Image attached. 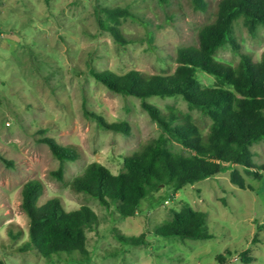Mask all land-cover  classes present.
I'll list each match as a JSON object with an SVG mask.
<instances>
[{
    "label": "rangeland",
    "instance_id": "1",
    "mask_svg": "<svg viewBox=\"0 0 264 264\" xmlns=\"http://www.w3.org/2000/svg\"><path fill=\"white\" fill-rule=\"evenodd\" d=\"M207 9L194 0H0V260L3 264H264V175L238 169L248 185L231 181L233 164L217 175L188 184L175 192H155L166 198L145 199L138 215L121 217L116 206L79 191L73 180L88 164L99 161L118 173L124 155L158 137L163 129L143 108L140 98L113 91L93 71L171 73L177 67L181 46L198 43L200 28L215 19L220 0H205ZM127 7L136 16L122 17L118 38L103 22L105 7ZM233 43L222 46L216 58L233 65L241 53L255 63L264 51V25L256 34L238 19ZM204 85L216 77L201 70ZM164 112L175 106L191 112L204 134L212 119L190 110L181 95L153 96ZM127 121L130 134L98 123ZM54 137L79 152L65 163L45 137ZM254 164L264 163V140L252 146ZM38 179L42 204L59 196L67 209L93 207L99 220L87 229L89 257L77 252L51 258L23 250L29 238V216L23 210L22 190ZM167 190V191H166ZM169 200V202H166ZM185 202L207 213L204 231L211 237L183 238L157 235L156 227L173 217ZM144 237L141 244L134 243Z\"/></svg>",
    "mask_w": 264,
    "mask_h": 264
},
{
    "label": "trees",
    "instance_id": "2",
    "mask_svg": "<svg viewBox=\"0 0 264 264\" xmlns=\"http://www.w3.org/2000/svg\"><path fill=\"white\" fill-rule=\"evenodd\" d=\"M194 2L196 7L207 9L205 0ZM105 10L107 21L103 24L123 39L118 27L121 18L136 14L122 6ZM241 18L248 30L256 34L259 26L264 25V0H220L215 19L200 28L198 43L177 50V67L171 73L137 69L120 74L112 70L93 71L113 91L140 98L143 108L163 132L132 154L124 155V166L118 173L99 161L91 162L73 180L76 189L99 199L108 208L115 205L125 218L138 215L145 199L155 203L167 197L166 192L155 195L157 190L171 187L178 192L188 184L219 174L227 163L234 165L231 181L241 187L253 186L247 184L239 165L247 174L263 177L264 163L254 164L252 146L264 140V51L255 63L245 52L237 65L216 58L218 50L228 43L239 49L234 26ZM199 70L214 75L215 84L204 85L197 75ZM176 95L183 96L190 110L198 109L212 119L208 133L202 132L191 112L175 106L164 112L149 100L153 96ZM93 115L100 125L125 134L131 132L127 121L109 122L99 113ZM44 141L61 160L60 169L53 173L63 178L65 163L76 160L79 152L51 136ZM42 190L38 179L28 180L23 187L21 206L30 222L29 238L22 249H36L48 258L66 252L89 257L87 229L99 220L96 210L88 204L69 210L59 196L39 204ZM206 221L205 211L185 202L181 209H173V217L155 230L164 237H211L204 231ZM143 239L140 236L133 241L141 244Z\"/></svg>",
    "mask_w": 264,
    "mask_h": 264
},
{
    "label": "built area",
    "instance_id": "3",
    "mask_svg": "<svg viewBox=\"0 0 264 264\" xmlns=\"http://www.w3.org/2000/svg\"><path fill=\"white\" fill-rule=\"evenodd\" d=\"M166 202H169V200H167Z\"/></svg>",
    "mask_w": 264,
    "mask_h": 264
}]
</instances>
